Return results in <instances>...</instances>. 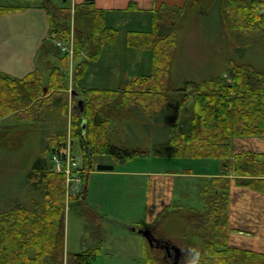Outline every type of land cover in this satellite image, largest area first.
<instances>
[{"label":"trees","instance_id":"trees-1","mask_svg":"<svg viewBox=\"0 0 264 264\" xmlns=\"http://www.w3.org/2000/svg\"><path fill=\"white\" fill-rule=\"evenodd\" d=\"M198 7L200 11L204 9L205 19L217 8L223 26L235 38L239 39L244 32L264 31V0H188L182 7L154 8L152 30H132L127 37L130 46L152 50L153 72L111 89L80 87L92 61L100 58L107 46L119 41L121 33L108 25L106 10L96 7L91 0L56 11L46 7L52 39L72 44L73 50H64L60 45L63 55L58 64L49 63L51 73L47 81L41 68L22 77L0 69V121H3L0 122V147L8 149L13 144L11 135L17 126L4 122L9 115L35 123L49 120L58 108L61 114L67 115L71 80L75 91L72 93L79 91V97L73 96L70 142L81 147L80 175L85 187L89 172L96 170L97 157L108 156L113 163L137 156L165 157L171 159L167 160L171 163L165 169L173 172L179 171V166L172 164L174 161L221 162L220 170L214 172L216 175L203 183L202 209L185 207L175 201L150 226L157 237H162L156 232L158 223L164 226L165 218L172 215L184 221L183 228L174 231L176 236L169 238L180 246L179 258L174 260L161 245L150 246L146 242L143 248L146 264H264V248L257 250L229 242L232 181L236 186L264 195V150L235 151L233 145L235 137L264 136V67L242 59L244 50L233 45L239 57L233 54L226 58V72L188 78L179 84L172 73L178 32L186 15ZM23 8L0 4V15ZM128 8L138 7L131 2ZM56 17L65 20L62 23ZM71 18L75 19L74 27L70 25ZM84 51L86 57L82 55ZM72 59L75 64L71 65ZM190 101L193 102L190 120L186 117L182 121ZM141 102L146 104L142 114L138 106ZM132 113L138 120L144 116L140 124L142 132L151 139L150 147L129 145L119 139L113 141L118 132L113 130V123L132 121ZM47 125L37 126L38 138L32 134L17 138V144L28 138L30 146L35 145L36 139H42L40 154L35 155L20 183L28 187L37 201L24 202L20 190L9 197L0 195V205H6L0 208V264H64V257L67 264H95L103 252L101 245L66 253V207L70 201L86 204L87 189L78 196L68 195L64 168L69 131L62 127L51 135L43 134L49 129ZM130 130L135 134L133 127ZM53 157L63 163L62 168L57 169L58 160ZM191 169H194L192 164L183 171L189 173Z\"/></svg>","mask_w":264,"mask_h":264},{"label":"rangeland","instance_id":"rangeland-1","mask_svg":"<svg viewBox=\"0 0 264 264\" xmlns=\"http://www.w3.org/2000/svg\"><path fill=\"white\" fill-rule=\"evenodd\" d=\"M0 4L21 5L27 8L26 11H22L19 13L18 11L16 13L12 12L13 14L9 13V15H7L8 21L10 23L9 24L10 27L7 28L8 32L4 34V36L6 38L9 37L8 38L9 42H12L13 40L15 41L16 39L17 42H19L24 40V36H27L30 39L33 38L31 37V34L33 31H35V27H37L38 24H30V23H33L34 19L38 20L39 17L41 19L44 18L45 20L47 18V12L45 10L46 7H51L52 10L54 11L60 8H70V7L72 8L73 0H34V1L0 0ZM73 10L74 9H72V11ZM203 10L204 9H201L200 11V7H198L195 10H192V12H190L189 14H187L182 21V28L178 32V40L176 43L177 45L174 53L175 57H174V65L172 68V73L176 77V80L179 84H181L185 79L188 78L199 79L209 75L210 73L212 74L221 71L224 72L226 66V58L228 59V57L232 56L233 54L236 57H239L237 52H234L233 45L234 46L238 45L242 50H244L245 53L243 52L242 59L252 61L257 66L264 67L263 29H260L258 31H251L247 33L244 32L242 36L238 39V37L235 38L236 37L235 34L231 33L232 31H228L227 28L223 26L217 8H214L211 14L206 19L204 18ZM56 18L60 20V22L62 23L65 20L64 18L61 17L60 18L56 17ZM22 21H25L26 23L25 27L23 26L25 29L24 33L21 34L19 32L15 33V31L12 28L19 29L21 25L20 23ZM69 22L71 26L73 27L75 26L74 18L73 19L71 18ZM39 25L43 26L41 23ZM35 34L37 35L36 31ZM2 37L3 35L0 33V44L2 43L1 40ZM42 37L45 36L43 35ZM45 42L48 45V47L50 46L49 47L50 51H52L53 48L54 49L57 48V45L60 47V44L57 43L55 39H48ZM16 43L8 44L7 46H5V48L0 46V59L7 58L5 51L9 52V55H11V53L14 52L13 54L14 61L8 62L12 66L18 65L16 51H14L17 45ZM61 43L65 47L64 50H68V49L71 50L72 45L65 44L64 41ZM112 45L114 44H110V46ZM31 48L32 47H29L28 50ZM23 50L24 49L22 48L20 51L22 52ZM17 53L19 54V52ZM58 53H60L59 55V59H60V57L63 55V52L59 50ZM22 54L24 55L23 52ZM86 54L87 52L85 51L84 53H82L84 57H86ZM23 55H21V58H23ZM22 61L23 59L20 60L19 65L21 64ZM70 62L71 65L72 63L75 64L74 59L70 60ZM122 69L125 70L123 66ZM116 70L118 71L117 67ZM43 73H44L43 74L44 78H47L46 77L47 72L44 70ZM69 84L70 87L68 89L69 90L68 92L70 99H69L67 115L61 114L60 113L61 108H58L56 109L57 112L56 111L52 113L50 112L51 118H49V120H44L43 122H40L38 120L35 123V121H30V119L28 118L19 119L15 114L9 115L7 121H4L6 124L9 123L10 125L17 127L11 135V139L13 140L12 146L10 145L8 149L0 147V195L9 197L12 194H16L17 191L20 190L19 193L25 197L24 202L29 201L30 204H32L33 202L37 201L36 197L32 195L33 193L28 191L27 189L28 187L20 186V183L23 180V175H25V173L28 171V168L32 165L33 158L35 157V155L40 154L42 139H39V141H37L36 139L34 141L35 145H33L32 143V145L30 146V140L28 141V138L25 140V142L23 141L24 144L23 142L17 144V142H19L17 138L18 136H29L31 134L33 136L37 135L36 137L38 138V134H36V132L40 130L39 127L41 126V124L47 125L48 124L47 122L51 124V126L47 125L51 132L49 131V129L43 132V134L44 133L46 134V132H48V134L50 135L55 129L58 130L59 128L67 127V130L69 131L68 132L69 140H68V147L66 148V150L70 151L72 155L75 154L74 156L77 155L80 159V162L82 161L83 163L82 150L80 145H78L77 143L70 142V131H71V120H72L71 116L74 109L72 101L74 98L73 96L79 97L78 95L79 91H77V94L72 93L75 91H72L73 86L71 80ZM192 104H193L192 101L186 104L185 107L186 109L184 111V116L182 121L185 120L186 117H187V121L190 120ZM138 106L140 107L139 110L141 111V114L142 112L144 113L146 111L145 102H141L140 105ZM131 115L132 116L130 119H132V121L119 120L113 123L112 125L113 130H118V132L116 131V135L113 141L118 142L119 139L123 142H126L129 145L138 146V147H144V146L150 147L149 145H151L150 144L151 139L148 138L147 133L142 132L141 124H140V122L142 123V121L145 120L143 118L144 116L141 115V120H138L137 116L133 115V113ZM130 127L134 128L133 131L137 135L130 132L131 131ZM118 134H119V138H118ZM47 137H49V135H46V138ZM235 138H233L234 140L233 143L235 144L234 146L236 147L238 144V147L241 150L243 149H252V150L254 149L257 151L264 150V136H245L238 140H236ZM152 139L154 138L152 137ZM53 159L56 158L53 157ZM170 163H167L166 159H163V157L156 158L152 156H137L126 162H121V163L115 162L114 169L118 171H121L122 169L124 170L126 169L127 171L129 170L133 171L141 168H145L149 170L150 169L163 170V167L170 166ZM220 163L221 162L218 160L216 161L205 160L203 162L201 161V159L193 160V161L188 160L183 162L174 161V163L172 162L173 165L179 166V171H183V170L185 171L187 169V166H189L190 164L193 165L196 171L195 176L191 177L192 180L196 182L195 188L190 191V194L188 196H185V194L184 197L182 194L179 195L180 200L182 201L180 203H182L183 206L185 207L195 206L199 209L203 208L202 203L200 202V195L204 188L203 186L204 185L203 183H205L204 178L207 177L205 175L207 173H212L217 170H220ZM60 164L62 163L56 164V167L58 166L57 169L60 167L59 166ZM95 168L96 170L92 171V173H90L88 176V185H89L88 193L91 194L89 197L90 198L92 197L93 195L92 193L95 190L96 191V198L94 199L95 201L90 202V198L88 197L87 199H85L86 204H80L78 202H73V201L72 202L70 201L67 204L65 211L66 253L67 251L72 253L80 252L90 247H94L102 244L104 250L100 255H98L97 259L95 260V264H146L144 256L132 257L121 251H116L115 250L116 247H113V243L118 236L124 233L129 234V232H131L129 230V224H130L129 221H133V220H129V215L125 216L124 213L119 215L118 207L125 206L129 202L131 191L129 189L128 183L135 176L131 174L129 175L124 174V175L116 176L114 179H109L108 175H105L104 177L99 175V172H102L103 170H98L97 167ZM166 171L171 172L170 170H166ZM197 182L198 183L203 182L200 188L198 187ZM76 184H78V187H76L74 190H70L73 196H78L84 189V188L82 189V184L80 182H75V181L72 182V185L76 186ZM109 184H111L116 188L112 196L113 200L106 198L104 194L105 189H108L106 185ZM121 187L124 188L123 192ZM186 190L188 189L185 188L184 191ZM20 194H18V196ZM37 198H41V197L39 196ZM232 198L233 197H231V200ZM138 200L139 202L137 204V207L141 210L143 205L141 201L143 202V199L140 197V195ZM97 201L102 202L105 208L110 209L112 207L113 210L111 211L114 212L105 213L103 211H98L97 208L95 207ZM261 204L262 202L261 200H259V195L253 192L250 193L243 192L242 195L235 198V204L233 208L235 220H234V225L232 226L230 232H234V234H236L239 237H236V239H233L231 237L233 239V242L230 243L231 245L240 244L241 247L252 248V249H257L256 247L264 248V217H263L264 215L262 214L261 216V213L258 211L260 209ZM5 206L0 205V208H5ZM115 206L117 207L115 208ZM136 213L137 214L135 215V217L142 216L139 212ZM133 215L134 214H132V217H134ZM172 217L176 219L171 220ZM172 217L165 218L164 226H161V222L156 225L158 226V230H156V232L160 233V235L164 239H169L172 238L173 236H176L174 231H177L178 229H182L184 226L183 223L184 221L180 217L173 215ZM156 219L157 218H154L153 220H151L150 223L153 224L156 221ZM236 220H238L237 223ZM134 222H136V220H134ZM134 222H133L134 226L140 227V225H136L137 223ZM240 233L243 235H238ZM259 234L261 236H259ZM253 238H256L257 240L255 239L254 241ZM257 242H259V244ZM106 248H108L110 251L106 252L107 251ZM64 264H67V257H64Z\"/></svg>","mask_w":264,"mask_h":264},{"label":"crops","instance_id":"crops-1","mask_svg":"<svg viewBox=\"0 0 264 264\" xmlns=\"http://www.w3.org/2000/svg\"><path fill=\"white\" fill-rule=\"evenodd\" d=\"M30 1H34V0H30ZM85 1L88 0H73V7L75 6V4L82 3ZM91 1L94 2L96 7L106 10V21L108 25L117 28L120 31L121 35L119 37V41L116 44L112 46L110 45L107 46L103 50L100 58H98L96 61H92L90 69L87 71V73L80 82V87L111 89V88H120L124 86L125 83L135 79L138 76L148 75L153 72L152 50L150 48L139 49L130 46L127 43L128 33L132 30L144 31V32L151 31L152 10L154 8H159L163 5L169 8L182 7L188 0H91ZM131 2H134L138 8L129 9L128 6L130 5ZM26 10L27 8L24 7L23 9L19 10L18 13ZM7 15H9V13L0 15V33L3 35L1 39L2 43L0 44V46H2L3 48H5V46H7L8 44H14L17 42V39L15 40L16 42L14 40L12 42H9L8 40L9 37L6 38L4 36V34L8 32L7 28L10 27L9 25L10 23L8 21ZM40 23L43 26H40L39 25ZM20 24L22 26L20 25L19 29L12 28L15 31V33L17 32H19L20 34L24 33L25 31L24 27L26 23L25 21H22ZM30 24H38L37 27H35V31L37 35L35 34V31H33L31 34V37H33L32 39L28 38L27 36H24L23 41H19L16 43L17 45L14 51H16L18 65L12 66L8 63L14 61L13 59L14 52L11 53V55H9V52L5 51L7 58L0 59V68L2 67L3 69L1 68V70H4L9 74L18 77H22L26 75L29 71L35 68H41L42 74H44L43 73L44 70L47 72L46 75L47 78H44V80L47 81L51 73V68L49 67L51 65H49V63L58 64L59 55H60V53L58 52L61 48L57 45V48L55 49L53 48V50L50 51L49 50L50 46L48 47V45L45 42L48 39H52L49 30L50 28H49L48 17L45 20L44 18L41 19L39 17L38 20L34 19L33 23ZM43 35L45 37H42ZM29 47L32 48L28 50ZM22 48L24 49L22 51L24 55L20 51ZM17 52H19V54ZM21 55H23V58H21ZM48 55L50 56V59ZM21 59H23V61L19 65ZM122 66L124 67L125 70L122 69ZM116 67L118 68V71L116 70ZM241 138L242 137H238L235 139L238 140ZM233 145L235 144L233 143ZM234 149L236 151L241 150L238 147V144L236 147L234 146ZM243 150H251V149H243ZM163 159H166V161L171 160L165 157ZM96 161L98 163L99 162L113 163L112 159L109 158L108 156L97 158ZM165 168L166 167H163V170L160 169L149 170V169L141 168L133 171L129 169H128L129 171H127L126 169L125 170L122 169L121 171L114 169L113 171L103 170L102 172H99V175H101L102 177L108 175L109 179H114L116 176H120L124 174L125 175L131 174L135 176L128 183L129 189L131 191V192L129 191L130 192L129 202L125 206H120L121 208L118 207L119 215L124 213L125 216L129 215V220H133V221H129L130 222L129 230L131 232H129V234L128 233L121 234L115 239L113 243V247H116L115 249L116 251H121L132 257L143 256V248L147 240L146 237L139 231V228L152 226V224L150 223L151 220L157 218L158 213L164 210L168 204H174L175 201H177V203L182 202L180 200L179 195L182 194L184 197L185 194V196H188L190 194V191L195 188L196 182L191 178L195 176L196 171L194 169L193 170L191 169L189 173H185L184 171L169 172L166 171L167 169ZM90 173H92V171L89 172V174ZM213 175H216V173L214 172L207 173L205 176H207L206 178H208ZM231 178L233 179V177ZM232 182L233 183L231 184V193L233 198L231 200V207H230V230L232 229L235 220L233 213L235 198L242 195L243 192L245 193L253 192L259 195V200H261L262 204L260 205V209L258 211L261 213V216L262 214L264 215L263 212L264 195L257 193L246 187H237L234 181ZM202 183L203 182L198 183L199 188L202 186ZM106 186L108 187V189H105L104 191L105 197L112 199V196L116 188L111 184ZM185 188L188 189L189 191L188 190L184 191ZM85 189H87V194H86V199H87L91 195L88 193L89 191L88 182ZM123 191L124 188H122V192ZM92 194H93L92 197L91 198L89 197L90 202L95 201L94 199L96 198V191L94 190ZM139 195L143 199V202L141 201V203L143 204L141 210L137 207V204L139 202L138 200ZM95 207L97 208L98 211H103L105 213L114 212L111 211L113 210L112 207L110 209L105 208L102 202L100 201L96 202ZM116 207L117 206H115V208ZM136 212H139L142 216L135 217V215L137 214ZM132 214H134L133 215L134 217H132ZM134 220H136V222H134ZM133 222L137 223L136 225H140V227L134 226ZM237 222L238 220H236V223ZM238 235H243V234L240 233ZM259 236L261 235L259 234ZM231 237L233 239H236V237L239 236L234 234V232H230L229 233L230 243L233 242V239ZM253 239L255 241L256 238ZM257 243L259 244V242ZM101 246L103 247L102 244ZM238 246H240V244H238ZM256 248L261 249L260 247H256ZM106 250H107L106 252L110 251L108 248H106Z\"/></svg>","mask_w":264,"mask_h":264},{"label":"water","instance_id":"water-1","mask_svg":"<svg viewBox=\"0 0 264 264\" xmlns=\"http://www.w3.org/2000/svg\"><path fill=\"white\" fill-rule=\"evenodd\" d=\"M81 103H82V99L80 100V104ZM114 167L115 166L113 164H109V163H99L97 165L98 170H113ZM139 231L147 238V240L149 241V243L151 245L157 244V245H161L162 247H164L168 254L171 253V255H172L171 257L174 260L179 258V256L181 255L180 246H178L174 242L170 241L169 239L163 240V239L156 238L153 235L152 230L149 227H146L144 229H140Z\"/></svg>","mask_w":264,"mask_h":264},{"label":"built area","instance_id":"built-area-1","mask_svg":"<svg viewBox=\"0 0 264 264\" xmlns=\"http://www.w3.org/2000/svg\"><path fill=\"white\" fill-rule=\"evenodd\" d=\"M60 45H63L61 42H59ZM72 45V44H71ZM65 48V47H64ZM72 50V49H71ZM79 162L77 159L70 157L68 155L67 160H66V166L64 168L66 175H67V186L68 189L74 190L76 187H78V184L72 185V182H80L81 177L79 175Z\"/></svg>","mask_w":264,"mask_h":264},{"label":"flooded vegetation","instance_id":"flooded-vegetation-1","mask_svg":"<svg viewBox=\"0 0 264 264\" xmlns=\"http://www.w3.org/2000/svg\"><path fill=\"white\" fill-rule=\"evenodd\" d=\"M153 233H155V232H153ZM160 238V237H159Z\"/></svg>","mask_w":264,"mask_h":264}]
</instances>
